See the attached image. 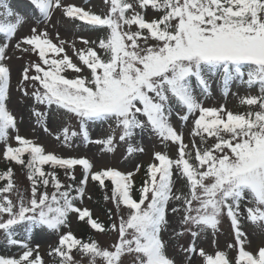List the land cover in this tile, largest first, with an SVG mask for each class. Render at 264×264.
Returning a JSON list of instances; mask_svg holds the SVG:
<instances>
[{
    "label": "snow or ice",
    "instance_id": "1",
    "mask_svg": "<svg viewBox=\"0 0 264 264\" xmlns=\"http://www.w3.org/2000/svg\"><path fill=\"white\" fill-rule=\"evenodd\" d=\"M103 3L108 11L98 14L66 0H27L20 10L0 0V160L8 164L0 172V232L6 245L21 249L18 258L0 256V264H45L39 245L30 246L37 229L58 237L48 252L54 264H79L74 251L88 257L89 264H123L127 255L134 256V264H264V246L255 253L246 250L250 242L244 230L251 224L264 233V0ZM57 11L101 35L81 37L80 48L59 32L58 43L53 42L47 26ZM30 19V34L21 37ZM10 50L37 57L22 69L18 102H32L31 115L44 131L52 116L76 121L75 130L63 127L55 137L65 147L79 139L111 153L119 140L132 155L145 149L131 141L138 132H148L175 144L177 155L154 153L137 199L135 175L143 165L129 172L96 169L86 156L47 152L19 135L9 107ZM213 80L224 96L233 83L257 87L258 94L240 99L247 106L243 113L205 107L201 97L211 95ZM173 116L184 125L192 120L188 142ZM93 124L108 125L105 138L91 137ZM13 164L26 171L27 193L15 183ZM57 169L71 183H63ZM89 181L106 192L111 186L104 199L112 201L116 214L108 210V225L78 206ZM72 216L97 233H115L116 239L102 247L94 238H78L71 231ZM225 219L235 241L227 247L237 250L235 257L218 249L209 253L198 244L209 232L218 233ZM184 237L190 238L187 246L179 243ZM171 241L184 254L179 262L168 255Z\"/></svg>",
    "mask_w": 264,
    "mask_h": 264
},
{
    "label": "rangeland",
    "instance_id": "2",
    "mask_svg": "<svg viewBox=\"0 0 264 264\" xmlns=\"http://www.w3.org/2000/svg\"><path fill=\"white\" fill-rule=\"evenodd\" d=\"M66 2L74 3L78 6L85 7L86 9H91L92 11L100 14L107 12L108 8L103 3V0H66ZM27 2H21L19 0H14L11 2V5L20 10L21 6L26 5ZM152 13L149 12V17ZM33 21L30 19L28 24L24 25L19 32L21 37L27 36L30 34V27ZM52 25H55L53 27ZM43 28V26H42ZM47 30L53 38V42L58 43L56 40V33L59 32L61 39L67 40L71 43L73 40H76V47L80 48L83 45L79 42L80 38H91L95 39L96 36L101 35V33L85 29L81 27L80 22H73L67 18H62L60 12H54L51 24L47 26ZM15 43V41H13ZM68 54L72 55L71 48H68ZM11 56L10 60H7L6 63L11 70V103L9 107L17 116L19 135L34 140L36 143L44 146L47 152L55 153L63 157H88L96 169H101L105 167L116 168L123 172L135 171V165L141 164L143 167L140 172L135 175L136 185L141 186L143 179L145 178V169L149 163L152 162V158L155 152L167 153L172 157L177 155V146L170 142H162L154 134L145 132L139 133L131 141L133 146L143 147L145 151L143 153L136 152L132 155L127 153L128 144L124 142H116V149L114 152H105L102 151V146L97 144H83L79 139H76L73 144L74 147L69 148L65 147L61 140H57L55 137L60 135L63 127H70L73 130L76 129V121L72 119H63L52 116L47 118L46 124L49 131H44L43 125L37 123V118L31 115L30 107L31 101H28L27 104L24 102H18L20 98V93L17 91L18 84L22 79V69L29 62L36 61L37 57L35 55H28L18 51H9ZM75 60V58H74ZM87 75V70L84 73ZM69 77L73 73H66ZM31 91V88H29ZM238 94V95H237ZM246 94L256 95L252 90H249L246 85H240L239 83H233L231 85V91L227 96L223 95L222 88L220 84L216 81H212V93L210 96L201 97L205 107H221L224 106L227 110L234 113H243L247 110V107L240 104V99ZM38 110L44 111L43 106L37 105ZM173 124L177 127L179 131L184 132L185 142L189 141V131L192 128V120L190 119L187 125L182 124L176 119L175 116L172 118ZM90 134L93 139H102L106 137V134L109 131L108 125H99L93 124L90 125ZM15 134V133H14ZM212 141L209 140V143ZM0 164H3V160H0ZM14 169V180L21 192L27 193L30 190V182L26 178V171L19 165H12ZM79 168V167H78ZM60 179L63 183H71L65 175L64 170L59 169L58 171ZM77 181L82 176L80 168L77 169L75 173ZM177 187H180V182H177ZM49 192L53 189L49 187ZM137 192V189H136ZM111 191L107 192L103 189H97L91 181L86 187L85 198L82 204H79L80 207H87L93 212L94 217L102 219L107 224L110 223L108 217V210L111 209L113 215L116 214L114 205L112 201H105V195H110ZM136 195V194H135ZM89 197H91L89 199ZM13 198L15 195L13 194ZM171 207V205H170ZM169 219L175 222L177 217L169 216ZM71 220V231L77 236L81 237L84 240H87L85 235L86 232L91 234L93 238L99 242L102 247H108L115 239V233H97L95 230H92L89 225L84 222L78 221L75 216L70 218ZM246 234L249 239V244L246 245V250L252 251L253 253L257 252L259 247L264 246V233L259 229L255 228L251 224H246L245 229ZM67 231V230H65ZM25 235L24 233H22ZM164 239L168 240V234H164ZM58 242V237L54 233L42 232L40 230H35L34 238L30 246L35 248L39 245V252L45 257V264H50V258L48 252L51 247H54ZM179 243L183 246H187L190 243L189 237L181 238ZM235 243L234 236L231 232L229 221L225 219L221 225L220 231L215 235L210 232L203 236L198 244L200 247H203L207 252L213 253L215 250L226 251L230 257H235L237 255V250L228 249L229 244ZM0 245L6 247L3 254L17 255L20 253L19 249L14 248L13 246L6 245L4 243L3 233L0 232ZM176 241H171L168 248V255L174 256L179 262L184 258V254L180 251L179 247L175 246ZM73 256L79 262V264H89L88 257H82L79 253L73 252ZM123 264H134V256L127 255L123 258Z\"/></svg>",
    "mask_w": 264,
    "mask_h": 264
},
{
    "label": "trees",
    "instance_id": "3",
    "mask_svg": "<svg viewBox=\"0 0 264 264\" xmlns=\"http://www.w3.org/2000/svg\"><path fill=\"white\" fill-rule=\"evenodd\" d=\"M8 2H9V0H8ZM254 88H256V90L258 89L257 87H254ZM199 142V141H198ZM8 167V164H7V162L6 161H3V164L1 165L0 164V172H3V171H5L6 170V168ZM11 167L13 168V166L11 165ZM45 169L46 170H50L49 168H48V166L46 165L45 166ZM14 170V169H13ZM57 172L59 171V169H57L56 170ZM93 183V185L97 188V189H102L99 185H98V183L97 182H92ZM106 183H108V182H106ZM0 184H3V181H0ZM110 188H111V186L109 185V190H110ZM104 190V189H103ZM134 192V191H133ZM138 195V194H137ZM139 199V198H138ZM85 235H90L88 232H86L85 233ZM87 236V237H88ZM89 238H93L92 237V235H90L89 236ZM2 250H3V248L2 247H0V256H2ZM42 256V255H41ZM18 258V257H17ZM44 259V258H43ZM51 260H52V263L54 264V261H53V258L51 257Z\"/></svg>",
    "mask_w": 264,
    "mask_h": 264
}]
</instances>
